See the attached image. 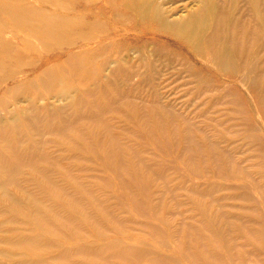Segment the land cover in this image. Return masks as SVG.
<instances>
[{
    "label": "rangeland",
    "instance_id": "374dc122",
    "mask_svg": "<svg viewBox=\"0 0 264 264\" xmlns=\"http://www.w3.org/2000/svg\"><path fill=\"white\" fill-rule=\"evenodd\" d=\"M159 1L170 18L204 5ZM223 1L248 26L234 43L256 83L166 33L125 35L122 50L166 53L139 63L128 49L127 73L110 77L118 46L99 45L88 75L68 59L83 40L45 46L0 15V264H264V27L247 0ZM100 7L114 5H75L87 18Z\"/></svg>",
    "mask_w": 264,
    "mask_h": 264
},
{
    "label": "bare ground",
    "instance_id": "6f19581e",
    "mask_svg": "<svg viewBox=\"0 0 264 264\" xmlns=\"http://www.w3.org/2000/svg\"><path fill=\"white\" fill-rule=\"evenodd\" d=\"M52 1L60 3L63 8H68L70 13H49L37 4L22 2L15 4L8 2V0H0V15L8 16L15 27H28L30 29L29 33L35 35L45 46L64 42L73 46L80 39L83 40L85 44L79 50L82 54L81 59L77 55L78 52L77 54L71 52L68 59L70 62L77 59L80 62L81 69L83 68L88 75H94L97 72L94 64L95 59L104 55L97 52L99 45H102L106 50L112 45L118 46L113 54V57L116 58L114 60L115 66L109 69L107 75V77H110L123 72L127 73L126 66L123 64L133 63L128 49L138 52L137 61L139 63H148L149 58L166 53L155 49V47L152 48L153 52L151 47L145 44L136 47H125V50H122L121 48L126 43L123 40L125 35H133L136 38L144 39L147 34L166 33L174 38L179 45L187 46L193 55L201 57L204 54L207 59L205 64L216 69L219 73L226 74L225 72L244 70L242 73L243 80L248 79L251 81L249 83L256 81L257 74L254 71V64L243 69L244 61L238 60V55L242 54L243 46L238 47L234 40L239 39L236 37L239 35V31L247 33L248 26L244 24L243 28H237L239 27L238 20L235 19L237 3L228 7L223 0H204V5L190 12L188 16L170 18L163 8V2H158V0H105L106 4L111 3L114 8L108 10L105 7H100L95 12L94 17L87 18L85 11L75 9V5L79 0ZM85 1L93 2L94 0ZM216 1L222 2L224 5H220ZM247 1L250 11L256 14L254 27L261 30L264 27V8L261 1ZM117 22L122 24L118 25ZM233 28L234 30H232ZM120 30H123V32ZM0 43L4 44L5 47L10 45L8 42H4L2 37H0ZM86 44L87 47H85ZM126 51L128 54H126ZM256 52L258 54V51ZM4 61L5 59L0 57V64H3ZM44 76L49 81L51 77L53 78L52 71H45ZM8 170L11 171L9 174L14 176L13 170L5 166L4 171L7 172ZM7 179L0 176V189L7 185ZM18 241L26 246H32L34 243L31 238H21ZM129 251H132L135 256L141 259L138 250L130 248Z\"/></svg>",
    "mask_w": 264,
    "mask_h": 264
}]
</instances>
